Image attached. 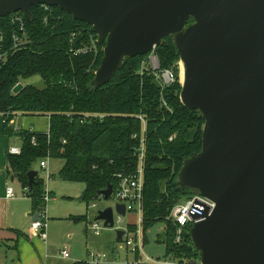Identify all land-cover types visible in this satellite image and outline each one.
Instances as JSON below:
<instances>
[{
	"label": "trees",
	"instance_id": "obj_1",
	"mask_svg": "<svg viewBox=\"0 0 264 264\" xmlns=\"http://www.w3.org/2000/svg\"><path fill=\"white\" fill-rule=\"evenodd\" d=\"M16 16L23 21L26 36L11 50L12 35L21 36L12 21ZM30 16L26 20L17 13L0 19L4 40L0 51L6 53L0 63L2 133L21 142L19 155L8 154L7 173L27 189L26 198L39 213L45 206L44 181L37 173L30 187L27 173L44 159L60 160L63 165L57 176L82 184L83 202H95L99 191L109 185L115 188L117 175L134 171V151L143 135V243L147 231L163 224V235L156 242L164 247V260L198 261L189 235L191 225L175 243L176 227L169 218L174 207L193 195L177 183V175L183 161L200 152L204 125L200 112L180 103L179 55L171 38H164L154 54L160 69H174L175 84L160 88L149 71L147 55L125 59L108 84L93 88L103 46L96 43L91 28L57 7L34 6ZM192 23L189 19L187 25ZM32 77L40 78L42 89L25 85L12 93ZM14 115L47 117L48 131L16 130L9 126ZM140 260L135 253V261Z\"/></svg>",
	"mask_w": 264,
	"mask_h": 264
},
{
	"label": "water",
	"instance_id": "obj_2",
	"mask_svg": "<svg viewBox=\"0 0 264 264\" xmlns=\"http://www.w3.org/2000/svg\"><path fill=\"white\" fill-rule=\"evenodd\" d=\"M34 6L57 7L91 28L103 46L93 88L171 38L180 103L204 119L200 152L183 161L177 183L215 205L192 217L199 260L190 264H264V0H0V19L29 20ZM36 176L27 173L30 187ZM112 191L97 196L108 200ZM114 212L124 217L125 208L99 211L94 222L112 229ZM115 235L122 242L123 231Z\"/></svg>",
	"mask_w": 264,
	"mask_h": 264
},
{
	"label": "built area",
	"instance_id": "obj_3",
	"mask_svg": "<svg viewBox=\"0 0 264 264\" xmlns=\"http://www.w3.org/2000/svg\"><path fill=\"white\" fill-rule=\"evenodd\" d=\"M46 7V6H43ZM13 23H16L18 29L20 31L21 36H17L16 34L12 35V41L14 43L13 48L11 50H16L21 44H23V40L25 39V31L24 24L20 17H14L12 19ZM4 40L0 38V48L3 46ZM6 53H2L0 51V63L4 61ZM147 65L149 67L150 73L153 75L155 81L158 83L161 89L169 87L176 83V75L174 69H160L158 59L154 54V50L148 54L147 57ZM178 66H180L178 64ZM181 69H179V84L181 82ZM17 115H14L16 117ZM88 116H85L87 118ZM94 117V116H93ZM102 116H99L101 118ZM10 124V123H9ZM14 129L18 130L17 126ZM172 138L169 139L171 141ZM21 152L20 147H10L8 150V154L10 155H19ZM134 156L136 158V165L133 172L128 175H117V184L112 191L111 199H113L116 204L123 205L125 208V215L129 214L131 220L128 222L126 227L122 229L123 236L122 241H124L127 249L130 250L131 253L135 255L138 253L141 257L139 262H132L128 264H179L178 262L171 261L170 259H154L152 257L147 256L144 253L145 245L143 243V235H142V185H143V157H144V136L142 135L140 139L139 147L134 151ZM47 159L39 162V167L42 170H47ZM45 186V185H44ZM23 196L26 197L27 189L23 188ZM14 192L12 187H6L5 189V198L12 199L14 198ZM51 194L47 191V188L44 187L43 193V202L46 206V203L50 200ZM99 200L102 199L98 196ZM115 204V205H116ZM44 208L38 213V218L31 223L30 233L33 238H39L42 241L46 240V210ZM215 205L207 200L204 197L192 195L188 200L184 203L177 205L174 207L170 214V220L176 227L175 231V243H179L181 241V237L183 232L185 231L188 225H192V217L193 216H201L204 212L208 211L211 213L214 209ZM114 209V207H113ZM123 216L114 212L113 214V227L116 228V225H120L122 223ZM89 230L94 236H98L100 234V229L97 226V222L89 223ZM132 228V229H131ZM119 230V229H118ZM61 257L67 259L69 257L67 251L61 252ZM108 256L105 253L97 252V251H89L87 264H101L108 262Z\"/></svg>",
	"mask_w": 264,
	"mask_h": 264
},
{
	"label": "rangeland",
	"instance_id": "obj_4",
	"mask_svg": "<svg viewBox=\"0 0 264 264\" xmlns=\"http://www.w3.org/2000/svg\"><path fill=\"white\" fill-rule=\"evenodd\" d=\"M178 67L181 69V65ZM20 84L22 86L31 85L37 89L43 88V82L38 77L21 81ZM43 125H36V129H42ZM45 161L47 163V170H42L39 164H37L34 167V171L44 181L47 191L51 194V198L45 206L47 218L45 233L49 232L48 234L50 235L48 244L51 249V255L61 260L59 252L66 250L70 253V259H82L84 258L86 242L92 244L91 250L105 253L111 260L101 264H126L134 262L135 255L126 248L124 241L116 242L115 235V231L118 229L122 231L131 220L129 214L122 218V223L116 225L115 229H106L103 227V222L98 221L97 226L100 229V234L98 237L94 236L88 228L89 223L94 222L97 212L103 211L108 207L113 208L116 202L111 198L88 203L77 200L83 191V185L63 181L57 176L63 165L62 161L50 159ZM19 192L20 194L22 192L20 187ZM70 216H81L86 220L85 222L82 219L74 221L68 219ZM155 234H158L159 238L162 237L163 224H157L149 230V239H153ZM153 246L150 242V245L144 249V253L149 257L153 256L152 258L161 254L158 251L155 252L156 254L153 253ZM158 249L162 250V247L158 246ZM70 259L60 264H68Z\"/></svg>",
	"mask_w": 264,
	"mask_h": 264
},
{
	"label": "crops",
	"instance_id": "obj_5",
	"mask_svg": "<svg viewBox=\"0 0 264 264\" xmlns=\"http://www.w3.org/2000/svg\"><path fill=\"white\" fill-rule=\"evenodd\" d=\"M3 123L4 119L0 115V264H60L61 262H65L71 258L69 252H67L69 255L67 259L61 257V252L66 250L59 252L61 260L51 255V249L48 244L49 232L45 233V241L31 236V223L37 218L38 213L33 210L32 202L23 196L22 188L17 180L7 173L8 150L10 147H20L21 142L17 138H8L2 133ZM41 124H44L42 129H36V125L41 126ZM9 126L13 128L17 126L19 129L30 130L31 132L46 133L49 123L47 117L17 115L11 120ZM6 187H12L15 195L14 198H5ZM19 187L22 191L21 194ZM71 218H82L84 222L86 220L81 216H70L68 219ZM148 232L146 233L147 243L145 244V248L151 242L154 245L152 252L158 251L161 253L160 255H156L154 259H164V247L156 242L159 239L158 234H155L153 239H149ZM158 246H161L162 250L158 249ZM91 247V243L85 242L84 258H72L68 264L87 261L88 252L93 251ZM109 261L111 260L109 259Z\"/></svg>",
	"mask_w": 264,
	"mask_h": 264
},
{
	"label": "bare ground",
	"instance_id": "obj_6",
	"mask_svg": "<svg viewBox=\"0 0 264 264\" xmlns=\"http://www.w3.org/2000/svg\"><path fill=\"white\" fill-rule=\"evenodd\" d=\"M181 79H182V74H181Z\"/></svg>",
	"mask_w": 264,
	"mask_h": 264
}]
</instances>
